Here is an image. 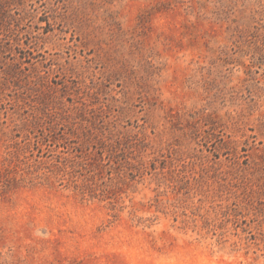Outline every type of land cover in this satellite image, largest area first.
Listing matches in <instances>:
<instances>
[{
    "label": "rangeland",
    "instance_id": "obj_1",
    "mask_svg": "<svg viewBox=\"0 0 264 264\" xmlns=\"http://www.w3.org/2000/svg\"><path fill=\"white\" fill-rule=\"evenodd\" d=\"M0 264H264V0H0Z\"/></svg>",
    "mask_w": 264,
    "mask_h": 264
}]
</instances>
